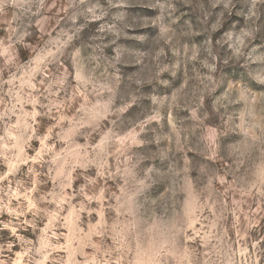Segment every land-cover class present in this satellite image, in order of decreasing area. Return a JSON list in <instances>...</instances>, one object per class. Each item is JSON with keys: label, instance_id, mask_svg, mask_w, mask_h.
Segmentation results:
<instances>
[{"label": "clouds", "instance_id": "obj_1", "mask_svg": "<svg viewBox=\"0 0 264 264\" xmlns=\"http://www.w3.org/2000/svg\"><path fill=\"white\" fill-rule=\"evenodd\" d=\"M0 264H264V0H0Z\"/></svg>", "mask_w": 264, "mask_h": 264}]
</instances>
